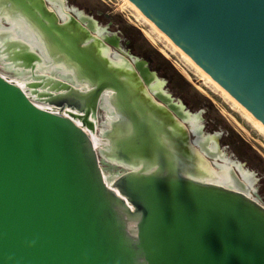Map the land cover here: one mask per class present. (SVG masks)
Wrapping results in <instances>:
<instances>
[{
	"label": "water",
	"instance_id": "obj_1",
	"mask_svg": "<svg viewBox=\"0 0 264 264\" xmlns=\"http://www.w3.org/2000/svg\"><path fill=\"white\" fill-rule=\"evenodd\" d=\"M47 1L0 0V264H264V204L218 182L168 78ZM129 1L264 125V0Z\"/></svg>",
	"mask_w": 264,
	"mask_h": 264
},
{
	"label": "rangeland",
	"instance_id": "obj_2",
	"mask_svg": "<svg viewBox=\"0 0 264 264\" xmlns=\"http://www.w3.org/2000/svg\"><path fill=\"white\" fill-rule=\"evenodd\" d=\"M67 4L70 11H74L73 8L87 15H93L95 9L110 13L114 23L111 27L104 18L98 19V24L110 29V33L121 34L130 57H144L149 70L158 71L159 79L168 78L165 89L174 101L183 103L194 114L199 112V108H206L207 114L204 113L202 120L206 131H221L222 143L229 157L235 154L240 161L247 162L246 168L256 170L255 176L260 178L252 187L255 192L250 193L264 204V133L121 0H70ZM3 24L9 26L4 21ZM0 71L21 80L3 65H0ZM106 117L110 115L100 109V120L105 121ZM103 166L107 175L123 171L108 163H103Z\"/></svg>",
	"mask_w": 264,
	"mask_h": 264
},
{
	"label": "flooded vegetation",
	"instance_id": "obj_3",
	"mask_svg": "<svg viewBox=\"0 0 264 264\" xmlns=\"http://www.w3.org/2000/svg\"><path fill=\"white\" fill-rule=\"evenodd\" d=\"M48 5L49 2L46 0ZM67 3H70V0H66ZM84 13V12H83ZM75 16H78L75 12H72ZM87 15L86 13H84ZM89 17H92L97 22L98 19L104 18L108 20V26L111 27L113 23V17L110 13L105 12L100 9H95L93 12V15H87ZM96 17V18H95ZM106 35L111 39L112 48L117 49V52L122 54L124 53L127 55V57H130L127 51H123L120 47H118V33H109L107 30V27H105ZM177 103V101H174ZM184 107V113L186 117V125L190 129V137L193 142V144L198 148V150L210 161L212 164L215 173H216V179L221 184L233 187V188H239L241 190H245L248 193H250L251 188L253 187L255 181H256V170H252L250 168H244V165L247 164V162H237L236 160L230 159L225 152L221 150L220 147V140H221V133H204L203 131V118L204 113L207 114V110H203L198 113H192L190 110L186 109V106ZM203 113V114H202ZM190 114L197 115V120L200 121V126L195 127L194 129L191 126V122L189 121ZM224 134V132H223ZM213 138L214 143L217 144L216 147L211 148L209 146V140ZM235 155V154H234ZM225 164V165H224ZM251 194V193H250Z\"/></svg>",
	"mask_w": 264,
	"mask_h": 264
},
{
	"label": "bare ground",
	"instance_id": "obj_4",
	"mask_svg": "<svg viewBox=\"0 0 264 264\" xmlns=\"http://www.w3.org/2000/svg\"><path fill=\"white\" fill-rule=\"evenodd\" d=\"M123 5L129 6L132 8L136 16L140 19L143 20L145 23L148 25L152 26V28L161 36L163 37L166 42L169 44V46L179 52L184 59L191 65L193 68L209 83H211L216 89L220 90V92L237 108H239L247 118H249L253 124L262 132L264 133V125L257 119L255 118L251 113L247 112L244 107L237 102L226 90H224L213 78H211L203 69H201L191 58H189L179 46H177L175 43H173L149 18H147L131 1L129 0H121ZM21 33V32H20ZM17 80V79H16ZM111 116V115H110ZM94 138V143L95 146H98L97 138L96 136H93Z\"/></svg>",
	"mask_w": 264,
	"mask_h": 264
},
{
	"label": "clouds",
	"instance_id": "obj_5",
	"mask_svg": "<svg viewBox=\"0 0 264 264\" xmlns=\"http://www.w3.org/2000/svg\"><path fill=\"white\" fill-rule=\"evenodd\" d=\"M141 264H147V261L146 260H142Z\"/></svg>",
	"mask_w": 264,
	"mask_h": 264
}]
</instances>
